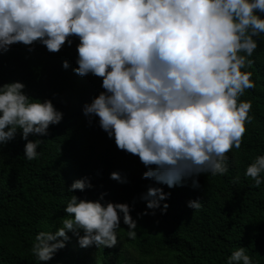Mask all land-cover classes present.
I'll use <instances>...</instances> for the list:
<instances>
[{"label": "clouds", "instance_id": "clouds-1", "mask_svg": "<svg viewBox=\"0 0 264 264\" xmlns=\"http://www.w3.org/2000/svg\"><path fill=\"white\" fill-rule=\"evenodd\" d=\"M264 0H0V55L14 44L32 51L34 43L58 53L72 37L81 76L101 79V88L83 105L86 117L114 139L118 150L137 156L152 179L168 188L191 179L199 188L201 174L228 173V153L239 150L255 117L252 102L239 98L256 87L250 59L264 34ZM62 67L67 69L68 62ZM19 81L0 83V150L18 131L23 156L35 160L50 125L63 114L51 100L42 102L24 92ZM91 122V119L89 120ZM264 155L246 167L253 187L264 183ZM109 178L126 183L119 172ZM235 177L233 182H238ZM89 178L75 180L68 192H84ZM95 201L71 195L55 231H40L32 243L36 260L47 262L66 246L71 233L81 248H113L118 243L121 214L127 237L137 238V221L127 203ZM162 188L148 187L141 195L146 208L169 207ZM187 207L200 210L199 199ZM145 211L139 216L148 215ZM226 264H254L245 247H238Z\"/></svg>", "mask_w": 264, "mask_h": 264}, {"label": "trees", "instance_id": "trees-1", "mask_svg": "<svg viewBox=\"0 0 264 264\" xmlns=\"http://www.w3.org/2000/svg\"><path fill=\"white\" fill-rule=\"evenodd\" d=\"M71 39V46L65 44L58 53L34 43L32 51L14 44L0 55V83L19 81L27 95L41 102L51 100L63 114L59 124L49 126L48 136H29L43 140L35 160L23 156L26 142L19 131L0 150V264H226L238 247L246 248L254 264H264V183L255 188L245 176L254 158L264 155V34L254 38L258 47L250 57L253 66L242 69L253 73L256 87L239 99L252 102L249 115L255 119L246 124L241 148L227 154L228 173L199 175V188L191 187V179L168 188L142 178L148 169L139 158L118 150L114 139L99 127L98 118L83 115V105L103 91L102 81L73 71L79 41ZM64 61L67 69L62 67ZM114 171L127 182L111 180ZM83 177L89 178L91 189L67 191ZM235 177L238 182H233ZM150 186L171 194L161 202L169 205L164 214L159 208L151 214L153 210L140 198ZM101 193H106L102 203L129 204L137 221V238L127 237L121 214L115 247L81 248L68 233L66 246L53 259L36 260L30 251L36 234L62 226L71 195L95 201ZM196 199L202 203L200 210L187 207L189 200ZM145 211L149 214L138 217Z\"/></svg>", "mask_w": 264, "mask_h": 264}]
</instances>
